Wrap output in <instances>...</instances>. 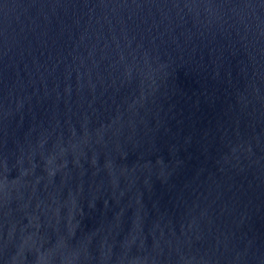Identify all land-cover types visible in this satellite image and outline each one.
Masks as SVG:
<instances>
[{
  "label": "water",
  "instance_id": "95a60500",
  "mask_svg": "<svg viewBox=\"0 0 264 264\" xmlns=\"http://www.w3.org/2000/svg\"><path fill=\"white\" fill-rule=\"evenodd\" d=\"M0 264H264V0H0Z\"/></svg>",
  "mask_w": 264,
  "mask_h": 264
}]
</instances>
